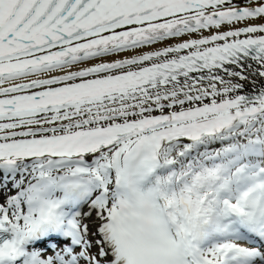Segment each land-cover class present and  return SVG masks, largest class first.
<instances>
[{"label":"snow or ice","instance_id":"6c2138e0","mask_svg":"<svg viewBox=\"0 0 264 264\" xmlns=\"http://www.w3.org/2000/svg\"><path fill=\"white\" fill-rule=\"evenodd\" d=\"M0 264H264V0H0Z\"/></svg>","mask_w":264,"mask_h":264}]
</instances>
